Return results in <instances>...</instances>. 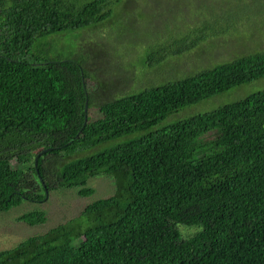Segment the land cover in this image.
<instances>
[{
	"label": "trees",
	"instance_id": "trees-1",
	"mask_svg": "<svg viewBox=\"0 0 264 264\" xmlns=\"http://www.w3.org/2000/svg\"><path fill=\"white\" fill-rule=\"evenodd\" d=\"M113 2L0 0V212L45 191L88 197L90 177L114 182L77 216L0 250V264H264V89L168 120L264 79V51L104 101L84 123L83 59L44 57L36 43L102 24ZM178 225L199 230L183 238Z\"/></svg>",
	"mask_w": 264,
	"mask_h": 264
},
{
	"label": "rangeland",
	"instance_id": "rangeland-1",
	"mask_svg": "<svg viewBox=\"0 0 264 264\" xmlns=\"http://www.w3.org/2000/svg\"><path fill=\"white\" fill-rule=\"evenodd\" d=\"M114 1L109 7V19L102 24L66 33L52 44L44 40L36 43L35 51L44 57L83 59L89 73L85 82L92 98L87 110L91 120L101 116L97 106L104 101L242 54L264 51V0ZM199 35H204V39L189 51L168 55L169 49L194 42ZM175 40L177 45L172 43ZM261 89H264V79L190 106L168 120L208 112ZM87 186L94 190L88 197L80 196L78 188L60 189L47 192L43 202L24 200L0 212V250L11 248L29 236L45 233L77 216L87 204L114 191L113 179L107 175L90 177ZM33 210L45 212L46 221L29 225L17 220ZM178 229L183 238L199 230L196 226L184 225H178Z\"/></svg>",
	"mask_w": 264,
	"mask_h": 264
},
{
	"label": "water",
	"instance_id": "water-1",
	"mask_svg": "<svg viewBox=\"0 0 264 264\" xmlns=\"http://www.w3.org/2000/svg\"><path fill=\"white\" fill-rule=\"evenodd\" d=\"M86 111H87V97H86L85 105H84V123L87 121V112ZM45 193H46V197H47V192L45 191Z\"/></svg>",
	"mask_w": 264,
	"mask_h": 264
}]
</instances>
